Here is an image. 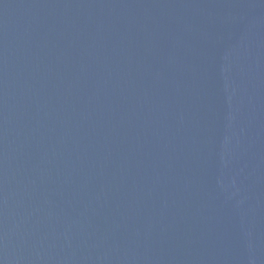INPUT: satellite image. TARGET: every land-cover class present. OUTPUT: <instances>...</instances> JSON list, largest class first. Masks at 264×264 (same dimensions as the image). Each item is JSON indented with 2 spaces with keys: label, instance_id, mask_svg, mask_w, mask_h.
<instances>
[{
  "label": "water",
  "instance_id": "1",
  "mask_svg": "<svg viewBox=\"0 0 264 264\" xmlns=\"http://www.w3.org/2000/svg\"><path fill=\"white\" fill-rule=\"evenodd\" d=\"M0 264H264V121L210 0H0Z\"/></svg>",
  "mask_w": 264,
  "mask_h": 264
}]
</instances>
